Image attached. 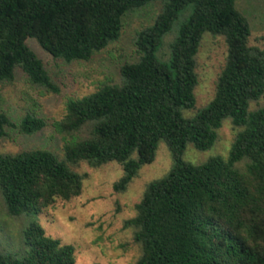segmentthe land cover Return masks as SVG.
<instances>
[{
	"label": "trees",
	"instance_id": "trees-1",
	"mask_svg": "<svg viewBox=\"0 0 264 264\" xmlns=\"http://www.w3.org/2000/svg\"><path fill=\"white\" fill-rule=\"evenodd\" d=\"M157 1L161 12L133 39L138 59L121 66L117 81L67 102L54 125L62 155L0 153L3 205L11 218L37 216L80 196L87 175L74 168L82 162L120 164L124 175L114 190L124 192L165 142L172 167L147 185L136 216L124 224L141 249L137 264H264V50L249 44L251 26L236 0H0V84L20 70L41 94H59L28 39L66 64L89 62L121 38L128 13ZM178 22L162 61L157 54ZM207 32L224 37L226 64L214 98L186 117L197 103L196 56ZM226 120L238 129L227 158L184 159L189 145L212 149ZM46 126L28 109L18 129L33 136ZM10 127L0 104V139ZM21 236L22 250H0V264H76V248L47 236L36 221Z\"/></svg>",
	"mask_w": 264,
	"mask_h": 264
},
{
	"label": "rangeland",
	"instance_id": "rangeland-1",
	"mask_svg": "<svg viewBox=\"0 0 264 264\" xmlns=\"http://www.w3.org/2000/svg\"><path fill=\"white\" fill-rule=\"evenodd\" d=\"M236 8L251 26L249 44L264 50V0H236ZM161 9L162 2L157 1L128 13L123 20L121 38L95 54L89 62L66 64L45 52L35 39H28L29 47L44 62L61 86V92L41 94L28 83L20 70L13 82L0 84V104L15 125L7 129V139H0V153L17 154L32 149H48L62 155V135L54 125L64 118L67 102L94 93L102 84L117 81L121 66L138 59L133 42L136 32L151 25ZM179 24L164 38L157 54L162 61H167L162 55L166 58L169 54V43L176 36ZM226 58L224 37L205 33L196 56L199 80L195 91L197 103L193 110L185 111L186 117L194 116L214 98L216 82L225 67ZM260 104H264V98ZM256 106L253 104L252 107ZM28 109L47 122V126L33 136L23 135L18 129ZM237 132L238 129L226 120L218 131L219 138L212 149L202 152L189 145L184 159L193 164H202L216 156L227 158ZM172 164L171 152L167 144L161 142L155 161L144 166L124 192H116L114 184L124 175L120 164L113 162L94 168L82 162L74 168L87 175L81 195L70 201L58 200L37 216L9 217L0 194V250L18 254L22 250L23 229L36 221L47 236L76 248V264H137L141 249L134 242L132 230L125 228L124 224L136 216V205L141 202L147 185L165 176ZM238 167L243 168L242 165Z\"/></svg>",
	"mask_w": 264,
	"mask_h": 264
}]
</instances>
